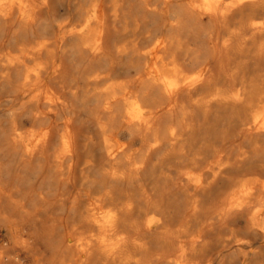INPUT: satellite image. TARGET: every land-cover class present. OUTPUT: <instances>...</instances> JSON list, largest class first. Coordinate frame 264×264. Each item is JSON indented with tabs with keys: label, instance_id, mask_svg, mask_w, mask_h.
I'll return each mask as SVG.
<instances>
[{
	"label": "bare ground",
	"instance_id": "1",
	"mask_svg": "<svg viewBox=\"0 0 264 264\" xmlns=\"http://www.w3.org/2000/svg\"><path fill=\"white\" fill-rule=\"evenodd\" d=\"M0 264H264V0H0Z\"/></svg>",
	"mask_w": 264,
	"mask_h": 264
}]
</instances>
